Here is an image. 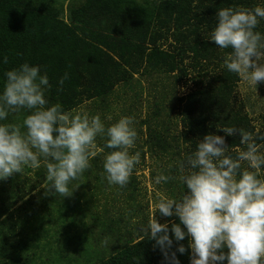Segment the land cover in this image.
<instances>
[{
    "label": "trees",
    "instance_id": "16d2710c",
    "mask_svg": "<svg viewBox=\"0 0 264 264\" xmlns=\"http://www.w3.org/2000/svg\"><path fill=\"white\" fill-rule=\"evenodd\" d=\"M258 3L261 0H0V89L7 70L29 63L47 73L52 85L47 92L50 104L60 103L70 111L87 97L108 108L114 85L130 84L136 73L150 75L156 70L172 76L175 85L194 73L195 88L177 97L180 129L171 132L175 130L172 119L150 124L147 118V135L135 149L143 158L145 153L165 155L171 161L165 174L176 178L168 182L171 190L178 186L183 195L186 189L176 177L181 175L179 163L205 135L224 136L219 128L227 126L256 131L235 95L240 78L222 67L230 49L220 50L207 37L217 22V10ZM257 30L264 32V21ZM65 73L68 79L60 89L58 80ZM155 107L154 114L160 116L161 107ZM24 115L11 113L6 122L19 124ZM225 140L233 156L235 149L244 147L238 133ZM104 142L97 143L103 146ZM102 163L100 154L70 187L80 185L63 198L46 195L44 166L0 180V264H167L155 242L141 230L142 223L122 232L116 220L106 223L107 218L92 213L94 195L105 194V189L116 187L127 194L132 186L127 197L135 202L133 190L138 188L135 170L126 187L109 186ZM34 191L36 195L25 198ZM167 223L171 226L179 219L174 216ZM59 224L63 233L57 230ZM96 229L101 235L95 234ZM107 234L110 245L96 248ZM179 243L187 249L189 238ZM175 249L174 242L171 251ZM68 251L80 252V260ZM176 255L180 264H190V249Z\"/></svg>",
    "mask_w": 264,
    "mask_h": 264
},
{
    "label": "clouds",
    "instance_id": "9594fccd",
    "mask_svg": "<svg viewBox=\"0 0 264 264\" xmlns=\"http://www.w3.org/2000/svg\"><path fill=\"white\" fill-rule=\"evenodd\" d=\"M208 40L226 51L222 67L255 89L264 83V0L254 7L229 6L216 13ZM7 64V57L3 58ZM0 89V180L46 168V195L70 196L73 181L103 154V173L109 186L124 188L141 152L135 151L138 132L134 116H122L106 125L100 114L66 111L50 104L52 85L39 65L23 63L4 73ZM68 74L58 80L63 88ZM58 89V90H60ZM25 113L22 122H6L11 113ZM111 120L112 117H107ZM224 136L207 134L196 149L180 161L179 181L186 189L177 199L161 195L150 221L141 229L155 242L167 264H180L176 253L191 250L190 264H264V135L243 128H219ZM239 134L243 149L229 154L225 137ZM98 138L105 142L98 145ZM105 149L110 151L105 152ZM176 179L160 172L156 185ZM177 216L179 223H159L154 213ZM183 225V229L181 227ZM171 231V236H170ZM189 238L188 248L179 243ZM174 242L175 251H171ZM104 246H109L106 238ZM227 250L226 252L224 250Z\"/></svg>",
    "mask_w": 264,
    "mask_h": 264
},
{
    "label": "rangeland",
    "instance_id": "374dc122",
    "mask_svg": "<svg viewBox=\"0 0 264 264\" xmlns=\"http://www.w3.org/2000/svg\"><path fill=\"white\" fill-rule=\"evenodd\" d=\"M155 71L152 70L150 75L145 72L134 74V78L130 84L123 82L115 84L114 94L108 98V108L97 105V101L91 98L87 99V97H84L83 102L75 110L83 109L92 115L100 114L106 125L115 123L122 116H134L136 121L135 127L138 132L137 145L143 143L147 135V124L144 122L147 118L150 120V124L160 122L162 119L174 120L173 126L175 130H171V132L176 133L178 131L176 129H180L181 127L180 123L177 122V97L187 94L195 88L194 73H189L188 76L184 77L182 81H178L175 85L172 76L163 75ZM135 78L137 79L135 80ZM84 83H82V86L85 85ZM235 95L243 103L244 111L251 117L255 128H259L264 133V83L258 84L255 91V89L249 87L240 79ZM155 104L159 105L162 109L160 116L154 114L156 109ZM109 116L112 117L111 120L107 119ZM100 141L101 139L99 138L97 142L99 143ZM170 167L171 161L165 155L145 153L144 158L141 156V163L135 169L138 181V188L133 190L135 192V202L127 197V194L132 190V186H128L127 194L116 187L115 189L107 188L105 189V194L101 196L94 195V204H91L93 207L92 213L94 215L98 214L102 218H107L108 220H105L106 223L109 222V219L116 220L122 232L125 231V228L133 230L136 223H142L144 227L150 221L153 207L161 195L172 196L177 199L182 196V190L178 186H174V192H172L170 182L161 185L154 183V178L160 172H169ZM28 175L32 177V172ZM179 176L176 177L179 179ZM42 186L43 184L39 187ZM89 193L95 192L90 191ZM33 194L36 195L35 191L28 194L25 198H32L31 195L33 196ZM82 198L83 196L80 195V199ZM20 205H24V203L21 202ZM92 207L87 208L86 212H89ZM173 217H163L158 211L154 213V218L159 223H167ZM70 222L65 223L69 224ZM65 226L67 225L65 224ZM57 230L63 233L62 224L57 225ZM95 234L97 236L101 235L98 229L95 230ZM107 236L108 234L100 238L97 244H95L96 248L104 246L103 241ZM68 253L71 257H77L79 260L82 256L80 252L68 251Z\"/></svg>",
    "mask_w": 264,
    "mask_h": 264
}]
</instances>
